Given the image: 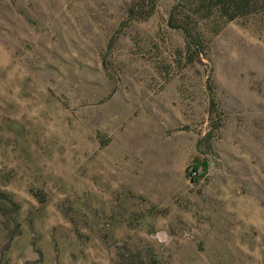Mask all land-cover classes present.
Instances as JSON below:
<instances>
[{"label": "rangeland", "instance_id": "374dc122", "mask_svg": "<svg viewBox=\"0 0 264 264\" xmlns=\"http://www.w3.org/2000/svg\"><path fill=\"white\" fill-rule=\"evenodd\" d=\"M0 264H264V0H0Z\"/></svg>", "mask_w": 264, "mask_h": 264}, {"label": "trees", "instance_id": "16d2710c", "mask_svg": "<svg viewBox=\"0 0 264 264\" xmlns=\"http://www.w3.org/2000/svg\"><path fill=\"white\" fill-rule=\"evenodd\" d=\"M230 1L235 2L236 0H230ZM200 166L204 169V172L207 171L208 164H207V163H204V162H203L202 164H196V165H194L193 170H194L195 172H197V171L199 170Z\"/></svg>", "mask_w": 264, "mask_h": 264}, {"label": "built area", "instance_id": "2783aa9c", "mask_svg": "<svg viewBox=\"0 0 264 264\" xmlns=\"http://www.w3.org/2000/svg\"><path fill=\"white\" fill-rule=\"evenodd\" d=\"M196 173V172H195Z\"/></svg>", "mask_w": 264, "mask_h": 264}]
</instances>
